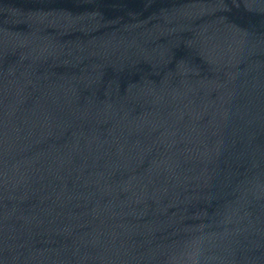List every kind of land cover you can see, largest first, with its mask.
I'll return each instance as SVG.
<instances>
[{"label":"water","instance_id":"1","mask_svg":"<svg viewBox=\"0 0 264 264\" xmlns=\"http://www.w3.org/2000/svg\"><path fill=\"white\" fill-rule=\"evenodd\" d=\"M0 264H264V0H0Z\"/></svg>","mask_w":264,"mask_h":264}]
</instances>
